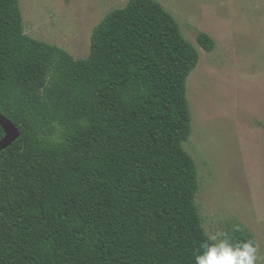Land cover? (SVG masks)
<instances>
[{
  "label": "trees",
  "instance_id": "16d2710c",
  "mask_svg": "<svg viewBox=\"0 0 264 264\" xmlns=\"http://www.w3.org/2000/svg\"><path fill=\"white\" fill-rule=\"evenodd\" d=\"M199 59L156 0L108 14L78 60L0 0V113L20 130L0 152V264H195L211 240L185 149Z\"/></svg>",
  "mask_w": 264,
  "mask_h": 264
},
{
  "label": "rangeland",
  "instance_id": "374dc122",
  "mask_svg": "<svg viewBox=\"0 0 264 264\" xmlns=\"http://www.w3.org/2000/svg\"><path fill=\"white\" fill-rule=\"evenodd\" d=\"M199 53L188 79L192 131L185 149L199 177L207 235L234 245L249 232L264 264V0H156ZM129 0H20L30 37L74 59L90 55L96 27ZM215 42L212 52L198 43Z\"/></svg>",
  "mask_w": 264,
  "mask_h": 264
},
{
  "label": "clouds",
  "instance_id": "9594fccd",
  "mask_svg": "<svg viewBox=\"0 0 264 264\" xmlns=\"http://www.w3.org/2000/svg\"><path fill=\"white\" fill-rule=\"evenodd\" d=\"M234 230L239 231L240 226L234 225ZM195 257V264H260L262 257L259 246L253 239L233 245L227 236L217 240L212 237L210 242L201 245Z\"/></svg>",
  "mask_w": 264,
  "mask_h": 264
},
{
  "label": "water",
  "instance_id": "95a60500",
  "mask_svg": "<svg viewBox=\"0 0 264 264\" xmlns=\"http://www.w3.org/2000/svg\"><path fill=\"white\" fill-rule=\"evenodd\" d=\"M0 125L5 131V137L0 141V152L9 148L20 137L19 128L0 113Z\"/></svg>",
  "mask_w": 264,
  "mask_h": 264
}]
</instances>
